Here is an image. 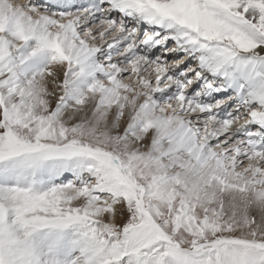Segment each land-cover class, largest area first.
<instances>
[{"label": "snow or ice", "instance_id": "1", "mask_svg": "<svg viewBox=\"0 0 264 264\" xmlns=\"http://www.w3.org/2000/svg\"><path fill=\"white\" fill-rule=\"evenodd\" d=\"M0 264H264V0H0Z\"/></svg>", "mask_w": 264, "mask_h": 264}]
</instances>
